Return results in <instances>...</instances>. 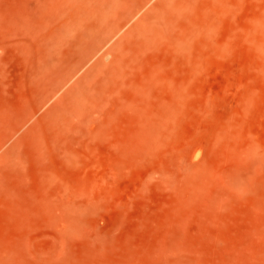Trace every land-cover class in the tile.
Segmentation results:
<instances>
[{
    "label": "rangeland",
    "instance_id": "1",
    "mask_svg": "<svg viewBox=\"0 0 264 264\" xmlns=\"http://www.w3.org/2000/svg\"><path fill=\"white\" fill-rule=\"evenodd\" d=\"M0 264H264V0H0Z\"/></svg>",
    "mask_w": 264,
    "mask_h": 264
},
{
    "label": "bare ground",
    "instance_id": "2",
    "mask_svg": "<svg viewBox=\"0 0 264 264\" xmlns=\"http://www.w3.org/2000/svg\"><path fill=\"white\" fill-rule=\"evenodd\" d=\"M115 9H116L115 2L109 3L107 5L102 3L101 16L103 20H106L109 17L114 16ZM135 13L136 10H130L128 12L127 17L123 18L122 21L120 22H118L117 19H114V21L109 25L102 24L100 26H95L93 29L85 31L83 35L86 37L91 36L92 41L90 48L84 54V57L78 67L86 64L90 59H92L93 56H95L101 50H103L106 47V45L110 43L118 35L120 30L124 26V22L127 21L128 19H131L135 15ZM104 23H106V21H104Z\"/></svg>",
    "mask_w": 264,
    "mask_h": 264
}]
</instances>
